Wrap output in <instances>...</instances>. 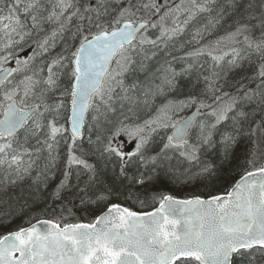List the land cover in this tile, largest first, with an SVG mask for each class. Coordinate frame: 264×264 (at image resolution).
Instances as JSON below:
<instances>
[{"label":"snow or ice","instance_id":"6c2138e0","mask_svg":"<svg viewBox=\"0 0 264 264\" xmlns=\"http://www.w3.org/2000/svg\"><path fill=\"white\" fill-rule=\"evenodd\" d=\"M216 3L217 0H189L188 5L183 6L181 0V4L160 15L159 24L140 15L159 13V5L154 0H95L94 3L93 0H56L47 16L42 14L40 0H12L6 14L5 9L0 8V32L5 37L0 44V169L8 173L11 184L28 178L33 184L53 179L51 170L58 168L60 162L59 143L68 134L64 171L53 192L54 199H61L68 190L71 170L77 168L87 175L83 185L78 187L82 194L81 205L87 208L90 204H104L103 210L87 222H72L63 216L32 217L28 227L0 235V264H231L233 253L252 249L264 257V160L257 165L255 159H249L250 169H245L222 191L184 198L170 193L152 194L151 210L136 211L114 202L119 193L110 186L98 187L101 182L97 164L88 158L96 155L98 159L118 160V175L130 184L144 187L154 177L143 173L129 176L130 164L138 163L144 168L156 165L169 150L178 151L189 161L199 159V147L190 144L186 136L191 120L171 123L174 135L167 137V143L158 154L146 155L151 132L168 127L170 113L189 104H198L197 111L210 109L207 115L212 121L199 125V139L207 144L212 130L230 118L234 131L239 132L243 122L249 119V113L238 107L242 102L255 104L264 112V12L259 16L242 14L235 21L234 30L214 43L186 53L189 58L207 56L210 59V74L204 80L206 91L212 93L216 102L214 106L195 97L175 105L169 102L160 110V116L145 121L144 125L119 122L95 142L89 139L87 152L80 143L89 114H93L91 119L95 120L102 108H110L109 101L117 88L125 94L128 92L121 77L137 62L136 56L143 53L144 59L151 58L145 46L155 48L159 42L172 40L198 15L212 13V5ZM216 13L215 17H209L204 30L196 31L193 39L197 43L203 39L205 31L214 29L223 20L224 9L217 6ZM170 16L173 27L165 23ZM180 16L184 19L176 23ZM28 18L32 22L31 29L25 23ZM74 20L76 30L71 38L78 40V45L68 56L57 55L43 67H33L35 54L23 61L15 57L16 47H22L32 37V29L42 30L43 23L57 25L50 35L36 42L43 56L54 47L57 37L63 39ZM149 28H159L156 39L147 34ZM243 51L259 57L260 63L251 77L259 83L255 90L242 86L235 95L223 92L219 83L221 75L216 69L224 64L229 70L240 68ZM10 58H15V68L4 67ZM69 65V86L60 91L63 70ZM191 68L190 64L183 73L173 71L165 75L158 93L173 90L177 77ZM17 76L22 79L17 80ZM58 91L60 96L70 97L67 118L63 116V100L54 98ZM61 120H66L70 128ZM258 127L264 133V118ZM146 129L148 134H145ZM21 130L28 134L24 143L17 139ZM122 135L136 139L134 153L122 150L116 143ZM29 137L39 147L27 146ZM236 142L234 134H226L221 139L225 159L231 157ZM251 156L255 157L256 152ZM41 159L45 161L43 167L38 165ZM33 172L36 175L33 176ZM216 176L215 165L204 164L195 172L173 174L169 179L187 184L207 182ZM204 186L207 187V183ZM140 195L130 191L126 198L135 197L144 208L147 196L142 201ZM68 212L71 215V209Z\"/></svg>","mask_w":264,"mask_h":264},{"label":"trees","instance_id":"16d2710c","mask_svg":"<svg viewBox=\"0 0 264 264\" xmlns=\"http://www.w3.org/2000/svg\"><path fill=\"white\" fill-rule=\"evenodd\" d=\"M263 1L264 0H232L231 6L223 8L224 16L227 20H232L237 12L239 14H243L244 16H247L249 13L259 16L257 15V13L259 12V10H261L260 5L263 4ZM11 2L12 0H0V8L5 9V14L7 7ZM40 3L43 7L42 14L44 16H47L51 11L52 6L56 3V0H40ZM218 5H220V2H218ZM233 5H235V7H233ZM160 8L162 9L159 10V13H156L151 17V21L157 24L160 23V15H163L164 12L168 11V9L172 7L162 6ZM21 18L24 19L22 13ZM172 19L173 17L171 16L167 18V20L165 21L166 26H174L172 24ZM181 21L182 17L180 16L176 23H181ZM25 23L31 29V19H26ZM76 23L77 22L74 20L73 23L69 25V30L64 33L63 39L57 37L54 41V47L50 48L49 52L43 55L41 58L37 57L39 49L36 46V42L41 40L44 36H47L49 33L51 34L53 29L56 28L57 25L50 23V31L48 32H46L45 29H32V37L26 43H24L22 47H16L15 57L23 61L24 59L32 57L35 54L37 63H33V67H43L47 61L57 55L68 56L69 51L74 50L77 46L75 40L71 38L72 33L76 30ZM157 29L159 30V28ZM188 30L189 29L184 26L182 35H185ZM158 32L160 34V30ZM159 34L157 35V37L159 36ZM174 39L175 37L173 38V41ZM3 40L4 39L1 38L0 35V44H2ZM248 62L249 61L243 62L242 70V73L244 74L243 80L245 81L246 86L248 85L247 81L250 77L249 74L251 73V70H249L250 65L248 64ZM149 64L147 65L150 71L154 68H157L155 64H153V62ZM165 64H167V66L171 68V65L169 63ZM189 65L190 64H182L177 66L172 65V68L177 71L183 70V73L184 69L188 68ZM191 65V70L188 73L182 75V78L180 80V90L176 93H173L172 97L176 96V100L174 101H179V99L183 100L187 97H195L198 101H203L205 103L206 101H208V98L206 94H203V92L205 93L204 77L209 75L208 73H210L212 65L210 64L207 66L206 63L202 62L196 64L191 63ZM4 67L15 68V58H10L9 63L5 64ZM69 71L70 65L69 68L63 70V75L61 76L60 91H63L64 88L69 86ZM124 76L125 77L123 82L124 85L128 87V92L125 94L124 92L120 91L119 88H117L115 90V93L119 94L120 91V93L122 94L117 96L116 102L113 98L111 101H109L110 108L108 109L114 111L108 119V121H110L112 125L118 124L121 121L122 117L125 115L124 111L120 107L122 106V104H120V99H128V97L130 96H132V98H138L136 94H138L139 91L143 89V86L147 84L148 80L145 73L143 74L142 72L138 71V67L136 66V64L131 65ZM241 77L242 75H240V73H234L230 78H228L227 82H229L230 85L238 87V85L241 83ZM17 78L22 79V76H17ZM133 85H135V87H132ZM200 92H202V95H197ZM123 96L125 97L123 98ZM54 98L63 100L65 104L63 116L66 118L68 114L67 106L69 97L60 96L58 91ZM135 102L136 101L133 100L132 104L129 105L128 108L131 109V112L137 116L136 120H138L139 122L142 120H146V114L142 118L138 119V116L142 112V109H144V105L139 104L137 106ZM250 113L252 114L253 110H251ZM60 122L65 123V120H61ZM230 122L233 123V120L231 118L217 125L215 131H213L211 135L210 144L206 147L204 146V144H201L199 146L198 160L189 161L179 153H177L175 158L172 157L169 165L157 163L156 165H149L147 168H144L140 167L138 163L130 164L127 169L129 176H133L138 173H143L145 176H149L150 174L153 175L152 177H154V180L146 184L144 187L130 184L126 178L120 177L118 175V160L98 159L96 155H90L88 157L90 162H94L97 164L98 179L101 182L98 187L110 186L113 191L119 193V195L114 198V202H119L136 211L151 210L150 196L152 194L170 193L174 196L184 198L191 195L207 196L210 191H222L225 185L230 184L229 180L233 175L236 178L239 177L240 174L238 173V171L240 169V165L243 160H245L248 152L251 150V145L254 144L255 140L254 134L256 133L253 121L250 118L247 121L243 122L242 126H240L239 128L238 133L234 131V123L231 126L229 125ZM84 133L85 135L80 143L82 144L83 149L87 152L89 149V139L95 142L97 137H102V135L97 132L96 134H90L86 132ZM226 134H234L237 136V142L231 150V157L229 159H225L224 152L221 146V139ZM26 136H28V134L22 130L19 133L17 139L20 143H24ZM67 137L68 134H66L65 137L60 140L58 149L60 155L59 167L51 170L54 173V178L49 179L47 182L33 184L31 178H28L23 182L11 184L8 173H6L4 169H0V235L6 234L9 231L18 230L21 227L29 225L28 221L32 217L40 219L58 218L61 217V215L69 213L68 209H71V215H69V217H74L72 219V222H76L77 220H79L80 222H87L88 220H90V216L98 214L103 210V203H100L98 205L90 204L87 208L81 205L80 197L82 194L78 192V187L82 186L84 180L87 179V175L83 174L82 169L73 168L71 170V177L69 180L70 187L62 194L61 199H54L53 197V192L56 188V185L62 179V173L64 171V158L66 155L65 140L67 139ZM149 141V154L146 153V155L158 154L163 145L167 143V131L165 129L156 130V132L151 135ZM34 145L35 140L29 137L27 146L32 147ZM35 146L39 147L38 145ZM127 152L129 153L128 150ZM197 162H199V164L196 166L195 164ZM44 163V159L38 161V165L40 167H43ZM204 164H212L216 167L217 176L210 181H192L185 184L174 183L171 179H169V177L173 174L178 175L181 172H187L189 170L195 172ZM34 175H36L35 172H33V176ZM205 183H207V187L204 186ZM130 191L133 193H140L141 195L139 197V200L142 201L146 200L147 196V206L142 208L135 197H133L132 199H127L126 196ZM34 221L35 219H32V223H34ZM245 252H241L237 254V256L241 255L242 253L244 254ZM237 256L234 257L233 264H236V262L238 261Z\"/></svg>","mask_w":264,"mask_h":264},{"label":"rangeland","instance_id":"374dc122","mask_svg":"<svg viewBox=\"0 0 264 264\" xmlns=\"http://www.w3.org/2000/svg\"><path fill=\"white\" fill-rule=\"evenodd\" d=\"M165 1L176 2V0H165ZM217 1L220 2V5H218V2L215 5H212V7L214 9V11L212 13L200 14L194 20L190 21L185 26L189 29L185 35H182V33H181V34L175 36L174 41L172 39L169 41H165L164 43H159V46L155 47V48L146 45L145 47L147 48V55L151 57L150 59H144L143 53L136 56L135 59L137 62L135 64L138 67V71L142 72L143 74L145 73L147 75L148 80H147V84L143 86V89L141 91H139L138 94H136V96L138 98H132L131 97V99L128 101V103H125L122 101V99H120V101H121L120 104H122V106H123V107L122 106H120V107L125 113L124 117H122L120 122H123L127 125H130V126L144 125L145 121L153 120L156 117L160 116L161 115L160 110L165 105H168L169 102H172V104L175 105V104H178V102H180V101L187 102L189 100L190 97L184 98L183 100L179 99V101H174V100H176V98H175L176 96L172 97L173 93H176L180 90L179 89L181 86L180 80H181L182 76L177 77L176 87L173 90H167L166 89L163 94H159L158 89L163 85L165 75H170L171 72H173V71L182 73L183 70L182 71L174 70L172 68V65H174V66L182 65V64L187 65V64H191V63L196 64L199 62L206 63L207 66L210 65L211 61L207 56H201L199 58L193 59V58L187 57L186 53L193 51L197 47H201V46L206 45V44L214 43L215 41L219 40L221 37L225 36L229 31L234 30L235 21L238 18H240V16L242 15V14H239L238 12L235 14V17L232 20H227L224 16V18L220 22V24H218L214 29H211L210 31H205L203 33V39L200 40L199 43H197L196 40L193 39L197 30H204L205 25L208 23L209 17L210 16L211 17L216 16L217 6L224 8L227 6H231V3H232L231 2L232 0H217ZM94 2H95V0H93V3ZM145 2H147V0H145ZM154 2L157 4L158 1H154ZM188 3H189V0L184 1L183 6H187ZM179 4H181V2ZM115 6L116 5L113 4V7H115ZM260 8H261V10H259L257 15H260L261 12H264V1H263V4L260 5ZM42 11H43V9H42ZM140 15H143L144 18L147 20H149V18L151 16V14H145V13H141ZM181 17L183 20L184 16H181ZM49 25H50V23H43L41 26H42V29H45V31L48 32V31H50V26H51V25L50 26ZM158 31L159 30L157 28H149L147 30V34L149 35L150 38L156 39L154 37H157V35L159 34ZM0 35H1V38L5 39L2 32H0ZM48 35H50V33ZM75 43L77 45L78 40H75ZM241 55H242L243 59L240 61L241 65H242L240 68L229 70V66L227 64H224L221 68L216 69V71L220 72V75H221V79L219 80V83H220V85L223 86V88H222L223 92H228L230 94L235 95V94H237L238 88L245 86L249 90H255L257 87V84L259 83V81L251 79V77H253L255 72H256L257 65L260 63L259 57L255 53H251L250 51H243L241 53ZM37 57L41 58L42 56L38 53ZM137 58H138V60H137ZM225 59L227 60V59H229V57H226ZM244 61H249L248 62V64L250 65L249 70H251V73L249 74L250 77L247 81V83H248L247 86L245 85V81L243 80L244 74L242 73ZM151 62H153V64H155V66L157 68H154L153 70L150 71L148 69L149 67L147 64H149ZM34 63H37V59H35ZM165 63H169L171 65V68L169 66H167V64H165ZM141 65H143V66H141ZM165 69H167L168 71H165ZM237 72L240 73V75H242L241 81H240L241 83L238 85V87H236L234 85H230L229 82H227L228 78H230L234 73H237ZM126 73L127 72H125L124 75ZM124 75L121 77L122 80H124V77H125ZM17 80H19V79L17 78ZM121 94L122 93H120V91H119V94L115 93V92L113 93V99L115 102H116L117 96L121 95ZM203 94H206L207 98H208V101H206L205 103L203 102V103L206 105H213L214 106L216 102L212 98V93L207 92L205 89V93L203 92ZM220 94L221 93H217V95H220ZM197 95H202V92H200ZM124 97L125 96H123V98ZM225 99H227V98H225ZM133 100L136 101L135 104H137V106L139 104L144 105L143 106L144 109H142V112L138 116V119L142 118L146 114L147 115L146 120H142L139 122L138 120H136L137 116L131 112V109L128 108L129 105L132 104ZM242 105H244L245 108L247 106V108L249 110L248 111L249 118L253 121V125H254L256 133L254 134V136H255L254 144L251 145V147H252L251 150L248 152L245 160H243V162L240 165V169L238 171L239 174H242L245 171V169H250V165L247 163V161L249 159H255L257 161V165L259 164V162L261 160H264V133H262L261 129L258 127L262 118H264V112H262L261 109L258 108L255 104H248L246 102H242L238 107L240 108V106H242ZM195 106L199 107L198 104H196ZM195 106L193 104H189L187 107H185L183 109L177 110L174 113H170L171 120L169 121V126L157 128L156 130L165 129L167 131V137H168V132L170 130L171 123L179 121L180 119H182L183 116L186 113H188L189 111H191L192 109H194ZM200 109L202 110V119L198 123L195 124L194 130L192 131L191 135L188 138V142L190 144L197 145L198 147L201 144H204L199 139V137H200L199 125L201 123L211 122L213 119L211 116L207 115V113L210 111V109H208V108H200ZM253 109H255L254 116H253V113L252 114L250 113V111ZM112 112H114V111H111L108 108H102L101 112L99 114H96L97 119H95V120L91 119V115H93V114L90 113L89 117H88V124H87L84 132L90 133V134H96V132H97V133L101 134L102 137L104 135H106L108 130L114 126V124L112 125L110 123V121H108L109 116L112 114ZM229 125L232 126L233 123L230 122ZM213 131H215V129L212 130V133H213ZM154 132H156V131H154ZM154 132H151L150 138ZM145 134H148L147 129H146ZM133 140H135V138H131L127 135H122V136L117 138L116 143H118L122 147V150L127 152V149L133 143ZM209 144H210V141H209V143L204 144V146L206 147ZM149 148H150V146L148 144L147 151H146L147 154H149V152H148ZM253 151L256 152L255 157L251 156V153ZM177 153H179V152L175 151V150H169L166 156L158 159L157 163H161L163 165L164 164L169 165V163L172 160V157L175 158ZM198 164H199V162H197L195 165L197 166ZM150 166H153V165H150ZM150 175L153 176L152 174H150ZM235 178L236 177L233 175L231 177V179L229 180L230 183ZM95 215H97V214H95ZM61 216L65 217L66 219L69 218L68 220H71V221H73L72 219L74 218L73 216L69 217V213H67L65 215H61ZM58 218H60V217H58ZM89 218H90V220L93 219L94 215L90 216ZM244 254L242 253L241 255L237 256L238 261L236 262V264H247V263H249V264H264V257H262L260 255L259 251L250 250V251H246Z\"/></svg>","mask_w":264,"mask_h":264},{"label":"water","instance_id":"95a60500","mask_svg":"<svg viewBox=\"0 0 264 264\" xmlns=\"http://www.w3.org/2000/svg\"><path fill=\"white\" fill-rule=\"evenodd\" d=\"M179 1V0H178ZM69 107H70V97H69V103H68V109H69ZM70 115V113H69V111H68V116ZM201 117H200V112L199 111H197V108H195L194 110H192L191 112H189V113H187L185 116H184V118L183 119H181L180 121H177V122H183V121H185V120H191L192 121V125H191V127H189L188 128V130H187V133H186V136L188 137L189 136V134H190V132H191V130H192V127L195 125V123L200 119ZM67 127H69L70 128V125H67ZM171 130H170V132H169V136L170 135H174V129L171 127L170 128ZM135 143L131 146V151L132 152H135L136 151V145H137V141L135 140L134 141ZM35 223V222H34ZM28 227V226H27ZM241 251H245V250H241ZM240 252V251H239ZM238 252H236V253H233L232 254V257H231V262H232V258L234 257V255H236Z\"/></svg>","mask_w":264,"mask_h":264},{"label":"flooded vegetation","instance_id":"af4514ba","mask_svg":"<svg viewBox=\"0 0 264 264\" xmlns=\"http://www.w3.org/2000/svg\"><path fill=\"white\" fill-rule=\"evenodd\" d=\"M158 5H159V9L161 10L162 8H160V7H162V6L163 7H168V6L175 7L177 5V3L173 2V1L158 0ZM113 67H114V65H113Z\"/></svg>","mask_w":264,"mask_h":264},{"label":"bare ground","instance_id":"6f19581e","mask_svg":"<svg viewBox=\"0 0 264 264\" xmlns=\"http://www.w3.org/2000/svg\"><path fill=\"white\" fill-rule=\"evenodd\" d=\"M208 74H210V73H208ZM131 97H132V96L128 97L127 100L124 98V99H122V101L125 102V103H128V101L131 99ZM240 107H241L242 110H244V111H246V112L249 111L248 108H247V106H246V108H245L244 105H242V106H240ZM123 117H124V116H123ZM110 123H111V122H110Z\"/></svg>","mask_w":264,"mask_h":264}]
</instances>
